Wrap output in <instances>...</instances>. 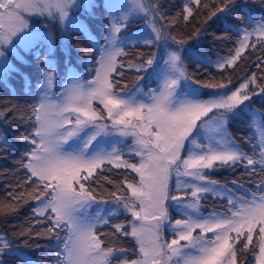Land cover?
I'll return each instance as SVG.
<instances>
[{"label": "snow or ice", "instance_id": "obj_1", "mask_svg": "<svg viewBox=\"0 0 264 264\" xmlns=\"http://www.w3.org/2000/svg\"><path fill=\"white\" fill-rule=\"evenodd\" d=\"M233 2L223 0L211 12L209 19L217 12H225ZM189 5L197 9L208 7L202 0H186L183 10L185 21L193 15V7ZM92 6V0H83V3L81 0H0V79L6 78L11 71H18L2 50L6 45H13L15 40L22 43L35 40L44 41L49 50L51 48L52 37L33 28L25 14L47 15L64 24L71 22L69 14L75 8ZM108 7L122 11L109 20L104 45L99 47L100 67L95 78L88 82L74 79L62 102H53L48 92L53 86L55 71L45 55L44 83L38 85L39 104L32 106L34 130L30 136L23 137L35 145L20 161V166L29 173L25 183L37 193L33 198L39 201V205L33 212L49 222L48 233L67 230L68 238L63 249L57 253V264H112L114 249L102 247L104 241L95 231L98 224H106L108 220L99 214L86 215L96 197L82 181H94V173L105 162L112 164L114 161L116 167L123 165L140 177L138 186L127 184L130 197H117L118 202L123 201V209L133 217L128 222L131 231L125 230L123 224H114L113 228L116 233L135 238L141 258L122 259L119 264H238V253H250L255 264H264V182L258 186L260 195L252 193L249 199H233L229 195L228 204L231 207L225 210L226 214L212 213L207 217L199 214V202L204 194L220 195L217 182L210 179L205 170L234 169L243 164L250 174L259 168L264 175V114L251 110L253 119L250 127L257 130L258 137L255 143L247 141L252 154L235 142L226 127L229 119L249 109L247 101L255 95H264V85L257 83L253 73L234 90L224 83L205 84L204 87L224 90L208 99H200L196 89L181 95L178 91L181 82L188 81L189 77L181 58L183 42L175 41L173 37V42L179 43L181 49L165 52L167 71L161 69L157 73L153 69L158 79H162L160 87L147 94L137 87L135 94L121 95L114 91L111 75L117 71V57L122 55L124 47L141 42L152 46L161 41L167 45L169 35L162 30V26H157L156 17L163 19V15L158 5L149 0H129L127 6L110 3ZM137 15L149 21L151 32L146 34L141 31L121 38L118 34L127 28L130 17ZM254 23V31L264 38V18ZM82 27L86 29V25ZM228 30L226 26L225 31ZM251 35L246 29L242 30V38L237 42L234 54L218 59V67H232L246 48L251 46L254 49L255 44L248 43ZM188 55L198 66L207 61V58L190 50ZM156 61L157 56L153 54L135 70L147 72ZM261 64L264 60L256 67ZM119 66L124 67L123 64ZM185 86L191 87L190 84ZM93 101L103 106L106 118L94 108ZM105 119L111 121V128ZM112 132L133 137L134 154L141 158L139 164L123 161V153L117 147L109 151L98 146V137ZM198 135L206 142H198ZM73 140L77 141L76 147L66 149L65 145ZM0 147L11 145L0 137ZM257 150L259 159L256 158ZM173 174L177 177V189H183V195L169 194V180ZM181 177L189 179L182 181ZM112 195L115 196V193ZM185 196H190V199L186 200ZM169 200L184 209V218L170 220ZM149 218L155 223L145 227L143 221ZM165 222L172 234L170 241L162 239ZM254 236L257 238L255 241ZM56 239L59 240L58 235ZM10 244V241L0 237V256L12 251ZM119 251L124 253V249ZM0 264L3 262L0 261ZM240 264H246V261Z\"/></svg>", "mask_w": 264, "mask_h": 264}, {"label": "trees", "instance_id": "obj_2", "mask_svg": "<svg viewBox=\"0 0 264 264\" xmlns=\"http://www.w3.org/2000/svg\"><path fill=\"white\" fill-rule=\"evenodd\" d=\"M152 1L154 4L158 5L159 11L163 15V19L161 20L170 38L172 39L174 37L175 41L183 42L181 58L184 68L188 76L195 81H199L198 84L200 87L198 90L202 97H208L224 91L218 88L204 87L205 84L224 83L228 88L234 90L235 87H238L240 83L244 82L246 77L251 76L253 73H255L257 83L264 85V64H261L260 67H256L261 60H264V47H262L264 38L262 37L252 36L249 38V45L255 44V48L253 49L251 46L246 48L242 57L237 60L236 65L232 67L225 65L224 68H220L217 64L218 59L227 58L230 53L234 54V49L238 46L237 42L240 40L242 30L248 29L253 20L264 18V0H234L233 3L228 5L225 12H217V15L212 16L211 19H209L211 12L215 11L216 7L220 6L223 0H202V3L207 4L208 7H200L197 9L195 6L189 5L193 7V15L190 16L187 21L183 19V15L185 14L183 10L186 0ZM259 1L263 3L260 4ZM92 4L94 6L86 7L85 10L81 8L78 10V13L87 22L93 37L96 34L98 36V41H103L109 23L108 4L106 0H92ZM130 24L131 23H128V26ZM226 26L230 30L225 31ZM58 27L63 29V36H66V41L69 40L65 42L70 43L73 48V51L66 52V54H69L70 66L82 73L83 76L88 75L92 77L96 72L99 45H94L89 34H86L84 29L78 28L79 26ZM58 45L61 46L62 43L59 44L57 39H55L51 45L52 51L48 52L50 58H54L53 53ZM45 50H49V48L44 41H38V43L34 42L30 48L25 49L20 59L26 62L27 68L23 71V75L17 77V82L13 84L15 87L14 90L11 91V93L4 89L0 90V117L2 125L7 126L8 121L11 122L14 119H16V124L19 123V121H17L19 120L18 117H20L25 109L22 96L25 92H28V89H30L32 98L38 97L37 85L43 81L45 69ZM126 50L123 51L121 55V64H123L124 67L118 68L119 70L114 72L111 78L114 83V89L120 90L121 93H123V90H134L137 87V83H133V81L139 76V73H141L135 70L136 65L142 63L140 57L134 52L135 49H132V51ZM153 50L157 51V48L151 46L146 49L149 54L148 57L154 54ZM189 50L200 57L207 58V61L198 66L188 55ZM37 54H39V58H37ZM141 54L143 55L144 51H141ZM157 58L159 59L158 56ZM68 72L69 71L66 72V76H68ZM119 73H122V75ZM149 76H147V78ZM229 79L231 80L230 84ZM126 80L128 81L126 82ZM155 81L156 79L151 76L146 82L142 81V84L145 87L146 84L150 85L155 83ZM155 85H157V83H155L154 86ZM250 87L254 86L250 85ZM32 101L33 105H36L35 100L32 99ZM246 103L249 105V109L244 112H238L236 117L229 119L228 127L229 131L235 136L236 143L245 151H250L251 147L247 141L251 140L254 143L255 137H257V130L254 127H250L252 121L251 110H256L260 114H264V95H255L252 97L251 101H247ZM34 123L35 121L31 114L28 120V130L26 131V134L29 136L33 133ZM10 128L13 130L12 127ZM30 144L31 143L27 140L23 143L17 142L14 145L11 143L9 149L13 147L12 158L8 159L6 156H3V159L0 161V226L6 233L7 241L11 242L10 248L12 249L11 252L0 257V261H2L3 264H26V262L29 261L30 264H33V262L48 263L53 259L55 251L58 252L63 249L64 241H66L68 237L66 229L57 230L56 233L47 232L49 222L45 217H41L33 212L37 201L33 197L36 194L28 196V191L19 187L22 179L25 181V177L29 173L20 166V162H17V156L21 155L22 159H25L24 154L30 152L35 147V145H31V147ZM4 150L6 151L8 148ZM17 163H19L17 177L16 179H11L13 171L17 168ZM24 171H26V173H24ZM102 171L104 174H109L106 169H102ZM207 172L211 176L213 175L218 178L230 176L227 181L228 185L233 189L234 186L238 184L245 188L248 185H253L252 190H255V184H257V181L252 183L250 179H248L251 174L245 169L243 164L237 165L234 169L230 167H221L211 171L207 170ZM256 172H258V170ZM22 173L23 175H21ZM110 173L112 178L110 181H112V183H109V180L104 179L98 174L94 176V181L90 179L91 183L87 184V187L93 191V195L97 194L94 188L96 183H100L101 181L103 184L108 185L109 187H105L103 190H97L99 193L105 195L104 198L96 197L107 204L111 203V201L118 196L128 194L127 180L136 178L135 172L126 167L114 168L110 170ZM116 188H120V190ZM257 188L258 187H256V189ZM108 189H110L109 193ZM115 191L119 192L116 193ZM113 193H115V196L112 195ZM200 201V207L204 213H209L212 210L222 211L228 204L226 198L210 194L203 195ZM115 213L114 224H123L125 230L130 232L131 227L128 222L132 221L133 218L123 209V206L116 209ZM109 224L111 225L110 227H108V224L105 226L108 227L106 228L107 233L100 232L104 227L97 233L102 240H107L104 241L103 245L107 242L109 245L110 242L108 239H111L116 234L117 242L122 246V249L126 248L124 253H127L128 260L134 259L135 256L133 253L130 255L132 250H129L130 247L134 246V238L116 233L113 228L114 224ZM167 228V224H165L161 234L164 232L163 234L166 236L162 235V239H165V237L169 238L172 235L170 234V230L165 233ZM110 229H112V231ZM107 234L108 239L106 238ZM57 235L59 236L58 245H56ZM145 237H147V234H145ZM51 246H54V249H51ZM240 259L241 255L238 253V261ZM244 259L246 264H253V258L250 253L245 254ZM244 259H242V261H244ZM56 262L57 261L51 263Z\"/></svg>", "mask_w": 264, "mask_h": 264}, {"label": "rangeland", "instance_id": "obj_3", "mask_svg": "<svg viewBox=\"0 0 264 264\" xmlns=\"http://www.w3.org/2000/svg\"><path fill=\"white\" fill-rule=\"evenodd\" d=\"M81 2L83 3V0H81ZM106 2H107V4L112 3V4H118V5L127 6V4L129 3V0H106ZM149 2L153 3L152 0H149ZM259 3L262 4L263 2L259 1ZM81 8L84 9V10L86 9V7L75 8L69 14L70 17H71V22L70 23L69 22H65L64 24H61L58 19L55 20V21L53 19L51 20L52 17H49L47 15H45V16L32 15V17H30L28 14H25L26 19H28L29 23L32 25L33 28L37 29L38 31H40L42 33H47L48 35H50L52 37V43H53V41L55 39H57V42L59 44L62 43L61 46L58 45L56 47V49H55V51L53 53V57L54 58H50L49 57L50 54H48V52L52 51V46H51L50 50H45L46 54H44V60H45V55H47L48 59H49V62H50V65L55 71L54 83H53V86H52L51 90L48 92V95L52 98L53 102H62V98L65 95L68 86L73 82L74 79L79 78L81 80V82H88V81L93 80L95 78V76H96V72H95V74L92 77L88 76V75L87 76H83L82 73L78 72L77 70L73 69V67L70 66L69 54H66V52L73 51V48L71 47L70 43H66L69 40L66 41V36L65 35L63 36V29L58 27V26H62V27H72V26L77 27V26H79L78 28L84 29L85 33L89 34V37L93 40V44L94 45L97 44V45H99V47H100V45H104L105 39L103 41H98V36L96 34L93 37L92 32L90 31L89 26L87 25V22L78 13V10L81 9ZM76 11H77V13L79 15L76 13ZM121 11H122V9H120V8L112 9V8L108 7L109 20L111 19V17L113 15L119 16L121 14ZM156 20L158 22L157 26L158 27L162 26V30L167 32L166 27L164 26V23L160 19L159 16L156 17ZM260 20L261 19L253 20L251 22V24H250V27L248 29H246L247 32L252 33V35L249 38H251L252 36L260 37L259 33L254 31V28L256 27V23H254V22H259ZM128 23H131V24L128 26ZM128 23H127V28L124 29L121 33L118 34L121 38H123L125 36H130L133 33H139L141 31H144L146 34L151 32V27L149 25V21L144 19L140 15H137V16H134V17H130ZM82 25H86V29L84 27H82ZM108 27H109V23H108ZM129 27H131V28H129ZM106 36H107V32L105 34V38H106ZM241 38H242V31H241V35H240V39ZM34 42L38 43V41H35V40L30 42V43H22L19 40H15L16 49L12 52V54L10 56H8L7 53L5 52L10 64L14 67V69H18V71H15V70L11 71L7 75L6 78L0 79V90L4 89V90H7L9 93H11V91L14 90L15 87H14L13 84L15 82H17V77L23 75V71L26 70V68H27L26 62L23 61L22 59H20V57L23 56V51L25 49L30 48L31 45ZM152 46H153V48H157V51L156 50H153V51H154V54H156V56L159 57V59L157 58L156 63H154L153 67L149 68L147 72L139 73L138 77H143L142 79H138V77H136L135 80L133 81V83L134 82L137 83V87H139L143 91V93H145V94H147L150 90L158 89L160 87V84L162 83V79H158L157 75L153 73V69L155 68L157 73H159L161 71V69H163L164 71H167V69L165 68V64H164V61L167 60V56L166 55L164 56V54H165L164 52H165L166 47H167L166 52H170L172 50L181 49V45L179 43H174L173 40L170 38V36H169V39L167 41V45H165L164 41H161L158 45L157 44H153ZM150 47L151 46H145L141 42L139 44H136L135 46H125L124 47V51L126 49H127L126 51H132V49H135L134 52H136V54L140 57L141 61H143V60L147 59L149 54L147 53L146 49H148ZM141 51H144L143 55L141 54ZM100 58H101V52L99 50V56H98V62H97L96 70L100 67V64H99ZM121 62H122L121 61V56H118L117 57V71L119 70L118 68H120L119 65L121 64ZM141 64H137L136 67L141 65ZM67 66H69V67H67ZM37 70H40V69H37ZM67 71H69L68 72V76H66V72ZM185 71H186V69H185ZM60 74H61V76H60ZM112 75H113V73H112ZM112 75H111V78H112ZM149 75H151L152 77H154L156 79L155 83H157V85L154 86L155 83L150 84V85L146 84L145 87H144L143 84H142V81L146 82L147 79H149L151 77ZM186 75L188 76L187 72H186ZM62 76H63V78H62ZM147 76H149V77L147 78ZM188 77H189L188 81H182L181 82V87L178 90L180 92V94L184 95L185 93L191 91V89H196L197 92L199 93L198 88L200 87V85L198 83H194L193 81H195V80L192 79L190 76H188ZM59 79H61V80H59ZM127 81L128 80H126V82ZM42 83H44V80L40 84H42ZM40 84H38V85H40ZM186 84H190L191 87L190 88L186 87L185 86ZM38 85H37V87H38ZM137 87L134 90H132V89L128 90V91L127 90L126 91L123 90L122 91L123 93H121L120 90H117V89H114V91L119 92L121 95H125L127 93L135 94L136 90H137ZM211 96L212 95H210L208 97H202L200 95V93H199V98L200 99H208ZM22 97H23V104L25 106V109L23 110V112L20 115V117H18L19 118V120H17V121H19L18 124H16V119H14L11 122L8 121V123H7L8 125L7 126L2 125L1 124V117H0V137H3L4 139H6L7 142L10 145H11V143L14 145L17 142L23 143L25 141V139H23V137L24 136H29V135L26 134V131L28 130L29 117L32 114V106H34L32 99L35 100L36 105H38L39 104L40 93L38 92V97L36 96L35 98L34 97L32 98L31 94H30V89H28V92H25V94ZM142 98H146V97H142ZM0 102H1V96H0ZM93 106H94V108H96V110L101 115H103L105 118L107 117L106 111L103 110V106L100 105L98 101H93ZM252 119H253V116H252ZM105 122L108 123L109 128H111V121L105 119ZM10 127H12L13 130H11ZM226 127H227V130H228V133L231 135V137H233L235 139V136L229 131L228 122L226 124ZM201 135H203V133H201ZM201 135L197 136L198 142H206L204 139H201ZM207 135H211V133H208ZM257 138L258 137H255L254 143L256 142ZM98 139L100 140V144L98 145L99 147H104L105 149H107L109 151L111 150L112 147H117L123 153V156H122V160L123 161H127L128 163L139 164L141 158L134 154L133 149L135 148V144H134V140H133L132 136L124 137V136H120L116 132H112L110 135L98 137ZM31 145L32 144H30V146ZM76 145H77V141H75V140L69 141V144L65 145V148L68 149V150H71V148L76 147ZM32 146H34V145H32ZM94 146H96L95 142H94ZM9 148L10 147H8V150L5 151L4 147H0V161H1V159H3V156H6L8 159L12 158L13 147L11 149H9ZM245 152H248L249 154H252V149H250V151H245ZM256 158L259 159L258 150H257V153H256ZM21 159H22L21 155L17 156V162H20ZM18 166H19V163H17V168H16L15 171H13V175H12L11 179H13V178L16 179ZM121 167H124V166L122 165ZM114 168H117L115 166V161L112 164H109V163L105 162V164L102 166V168L98 169L96 171V173H94V176L100 174L101 177L106 178L107 180H111L112 178H111V175H110L111 174L110 170H113ZM102 169H106L109 172V174H104ZM257 170H258V172L251 173L250 178H248V179H250V181L252 183L254 181H257V184H255L256 185L255 186V190H252L253 185H248L246 187L248 189H246L245 187H243L241 185H238V184L235 185L234 189H233L231 186L228 185V181H227L230 178V176H225V177L218 178V177L213 176V175L211 176L207 172V170H205L206 174L208 175V177L210 179H212V180H215L217 182V187H218V189L220 191V195H217L215 193H209V194L210 195H214V196H218V197H224L227 200H228V196L229 195H231L233 197V199H237L239 197H244L245 199H249L250 198V194H252V193H255L256 195H260L261 193H260V190H259L258 186L261 185L262 182H264V175H262L259 172V168H257ZM24 173H26V171H24ZM135 174H136V178L132 179V180H127V182L128 183H133V184L138 186L140 177L138 176V174L136 172H135ZM21 175H23V173ZM180 179L183 181V180L189 179V178L181 177ZM82 182H84L86 184V186H87V184L91 183L90 180L86 181V182L85 181H82ZM104 183H105V181H104ZM115 183H116V181H115ZM172 185H173V187H172ZM19 187L21 189H26L28 191V196H31L33 194L34 195L37 194V193H35L33 191V188H32L31 185H29L28 183H26V185H25V181L23 179H22L21 185H19ZM105 187H109V186L106 185V184H103L101 181H100V183H96L94 185V188H95V192L97 194H94V196L97 197V198H102V197L104 198L105 195L99 193L97 190H103V189H105ZM256 187H258V188L256 189ZM116 189L120 190V188H116ZM109 191H110V189H108V193H109ZM115 192L117 193L119 191H115ZM169 194L170 195H183V189H177V177L175 176V174H173L171 176L170 180H169ZM130 196H131V192L129 191L128 194L121 195V196H118V197L127 198V197H130ZM97 198L92 203L91 207L87 210L86 215L96 216L97 214H99L101 216L106 217L107 220H108V223H106V224H104V223L98 224L95 231L99 232L100 229L102 227H104V229L101 230L100 232H106L107 233L106 228L111 226L109 223H111V224L115 223L114 216L117 213V212L115 213V210L118 209L120 206H123V201L118 202L117 198H114L111 201V203H109V204L106 203V206L108 208H105V207H102L103 202L101 200L97 199ZM184 198L187 200V199H190V196H185ZM200 202H199V214L202 215V216H205V217H207L209 214H212V213H224V214H226L225 210L231 207L229 204H227L226 208L223 209L222 211L212 210L209 213H204L201 210ZM38 205H39V201H36L35 208H37ZM167 207H168V214H169L170 220L175 221L176 219L184 218V216H183L184 209L177 207L176 206V202H173V201L169 200L167 202ZM137 210H139V209L137 208ZM127 213L130 215V217H132L130 212H127ZM24 221H26V220H24ZM136 223L140 224L141 222L140 221H136ZM143 223H144L145 227H150L155 222L151 221V219L149 218V220L143 221ZM107 224H108V227H105ZM165 224H167V222H165ZM110 230L112 231V229H110ZM168 231H169V229L167 228L165 230V233L168 232ZM163 233L161 235H165ZM195 234L196 233H194V235ZM208 235L211 236V234H208ZM0 237H3L5 240H7L6 233L2 230L1 226H0ZM106 238L108 239V234H107ZM145 239L147 240V237H145ZM171 239H172V235L169 238L165 237V239H163V240L170 241ZM256 239L257 238L254 236V241ZM108 240H109L111 245L110 244L108 245V242H107L105 245H102V247L112 246V248L114 249L115 256L113 258L112 264H119V261L122 260V259H127L128 260L127 253L121 254L120 251H119L120 249H122V246L117 242L116 234H115L114 237H112L111 239H108ZM103 241H107V240H103ZM133 241H134V243H133L134 246L129 248V250H132L130 252L131 253L130 255H132V253H133V255L135 256L134 259L141 258L140 254H139V247L136 244L135 238L133 239ZM56 245H58V240H57ZM237 247H239V245H237ZM50 248L54 249V246H51ZM55 249H56V247H55ZM126 252H128V251H126ZM57 253L58 252L55 251V253L53 254V259L51 261H49L50 263L49 262L48 263L47 262H36V263L33 262V264H57V262L56 263H51V262L57 261ZM244 258H245V254L241 255V259L238 261V263L240 264V262ZM244 261H245V259H244ZM253 264H255L254 259H253Z\"/></svg>", "mask_w": 264, "mask_h": 264}, {"label": "flooded vegetation", "instance_id": "obj_4", "mask_svg": "<svg viewBox=\"0 0 264 264\" xmlns=\"http://www.w3.org/2000/svg\"><path fill=\"white\" fill-rule=\"evenodd\" d=\"M30 17H32V15ZM51 20H52V18H51ZM14 40H15V38H14ZM15 49H16V43H14L13 45H10V46L6 45L4 47V49H2V50H4L7 53V55L10 56Z\"/></svg>", "mask_w": 264, "mask_h": 264}]
</instances>
